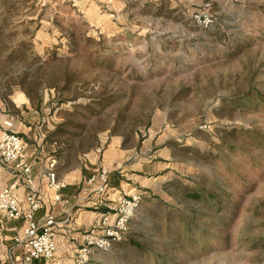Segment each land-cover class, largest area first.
I'll return each instance as SVG.
<instances>
[{"label":"rangeland","instance_id":"obj_1","mask_svg":"<svg viewBox=\"0 0 264 264\" xmlns=\"http://www.w3.org/2000/svg\"><path fill=\"white\" fill-rule=\"evenodd\" d=\"M93 1L0 0V131L73 170L116 141L143 200L91 264H264V0Z\"/></svg>","mask_w":264,"mask_h":264},{"label":"crops","instance_id":"obj_2","mask_svg":"<svg viewBox=\"0 0 264 264\" xmlns=\"http://www.w3.org/2000/svg\"><path fill=\"white\" fill-rule=\"evenodd\" d=\"M84 1L87 10L95 8L92 5L95 1ZM46 149L56 152L54 148H46L42 140L26 146L25 162L31 168L29 177L14 167L2 164L0 188L15 184V196L24 210L27 208V195H37L41 201V208L35 216L38 223H43L48 214L54 216L55 255L50 260H35L34 264H74L75 254L83 244L85 234L92 231L104 215H109L114 222L113 205L119 201L122 189L132 188L121 178H116V141L102 154L87 159L79 170H73L66 163V157L58 158ZM52 161L55 162L57 179L64 183L60 199H56V191L50 187L47 176ZM101 167L109 171L110 186L104 195L96 192L98 182L89 181L90 176ZM24 226V218L10 219L0 212V264H13L20 257L22 249L16 238L22 234Z\"/></svg>","mask_w":264,"mask_h":264},{"label":"built area","instance_id":"obj_3","mask_svg":"<svg viewBox=\"0 0 264 264\" xmlns=\"http://www.w3.org/2000/svg\"><path fill=\"white\" fill-rule=\"evenodd\" d=\"M25 148L22 137L13 130V122L4 120L0 131V160L3 165L14 167L29 177L31 168L25 162ZM47 176L50 187L56 191V199H60L64 183L57 179L54 161L50 164ZM89 181L98 182L96 192L104 195L110 186L108 169L101 167ZM15 186L0 188V212L10 219H25L22 234L16 238L22 249L21 255L13 264H34L35 260H50L57 249L54 216L48 214L43 223H38L35 216L41 208L39 197L34 193L27 195V208L24 210L15 196ZM142 200V194L138 191L122 189L119 201L112 207L115 221L112 222L109 215H104L94 229L85 234L84 242L75 254L74 264H91L96 253L107 251L123 241Z\"/></svg>","mask_w":264,"mask_h":264},{"label":"trees","instance_id":"obj_4","mask_svg":"<svg viewBox=\"0 0 264 264\" xmlns=\"http://www.w3.org/2000/svg\"><path fill=\"white\" fill-rule=\"evenodd\" d=\"M240 45H242V42H239L238 43V49L237 51L240 50ZM231 48V47H230ZM18 50V49H17ZM251 100V99H249ZM261 102L264 103V100L262 99ZM246 134V133H245ZM247 137H244V140H247L248 142H252V143H257L259 146H262L264 148V133H261V132H253V133H247ZM225 136L226 137H232L234 139H239L242 137V132L234 129V130H231V131H226L225 132ZM253 160H256L255 163H259V160H257V158H253ZM191 196L196 199V200H200V199H204L205 201H215V202H218V194L215 193V192H212V191H208L206 190L205 188H193L192 191H191ZM124 240H129L128 238H125ZM123 240V241H124ZM122 242V241H121ZM121 242H118V243H121ZM132 242V244L138 246L139 243H137L135 240L133 241H130ZM116 243V244H118Z\"/></svg>","mask_w":264,"mask_h":264}]
</instances>
